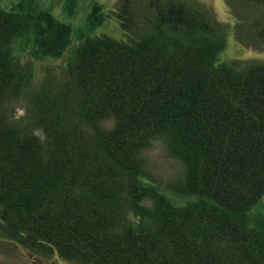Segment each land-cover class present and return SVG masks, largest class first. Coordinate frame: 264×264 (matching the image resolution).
<instances>
[{"label":"trees","instance_id":"trees-1","mask_svg":"<svg viewBox=\"0 0 264 264\" xmlns=\"http://www.w3.org/2000/svg\"><path fill=\"white\" fill-rule=\"evenodd\" d=\"M112 11L93 5L64 79L16 119L34 63L60 58L72 26L39 0L0 6V238L76 264H264V223L248 222L264 196V62L220 59V23L187 0ZM112 14L123 38L94 33ZM251 27L264 47V15ZM158 137L184 167L172 190L194 199L145 170Z\"/></svg>","mask_w":264,"mask_h":264},{"label":"rangeland","instance_id":"rangeland-1","mask_svg":"<svg viewBox=\"0 0 264 264\" xmlns=\"http://www.w3.org/2000/svg\"><path fill=\"white\" fill-rule=\"evenodd\" d=\"M17 0H0V6L8 9ZM138 7L147 6L148 0H133ZM196 6L204 7L220 23L226 39V46L221 52L222 60H239L242 62H264V47L255 38L252 23L264 15V5L248 2H234L229 0H187ZM60 21L72 26L73 40L69 49L60 58H45L34 63L36 74L32 85L24 91L9 107L13 118L26 116L29 101L26 97L32 89L45 82L53 87L64 79V64L74 45V37L78 29L85 27L88 14L93 5L98 4L104 12L121 9V0H39ZM113 12V11H112ZM104 32L115 38H123L124 34L116 17L109 16L99 24L94 33ZM13 51L20 56L22 62L29 60V41L17 38L13 44ZM107 121L106 124H110ZM145 170L158 184L161 192L174 202L183 204L194 196L180 194L173 191L175 184L184 175L183 164L172 157L166 148L163 138L152 139L144 150ZM257 221L264 223V196L248 212V222L257 226ZM0 264H76L60 258L57 255L45 256L23 249L18 244L0 238Z\"/></svg>","mask_w":264,"mask_h":264}]
</instances>
